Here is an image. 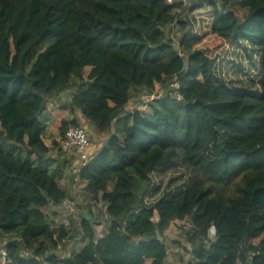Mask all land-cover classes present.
Returning <instances> with one entry per match:
<instances>
[{"label": "trees", "instance_id": "1", "mask_svg": "<svg viewBox=\"0 0 264 264\" xmlns=\"http://www.w3.org/2000/svg\"><path fill=\"white\" fill-rule=\"evenodd\" d=\"M233 45L258 82L220 75ZM156 85L149 113L129 108ZM65 113L108 135L84 165L45 144L48 120L61 141L83 129ZM178 163L190 178L153 203ZM71 167L90 205L59 225ZM173 221L186 262L169 261ZM0 248L8 264H264V0H0Z\"/></svg>", "mask_w": 264, "mask_h": 264}, {"label": "rangeland", "instance_id": "2", "mask_svg": "<svg viewBox=\"0 0 264 264\" xmlns=\"http://www.w3.org/2000/svg\"><path fill=\"white\" fill-rule=\"evenodd\" d=\"M186 5L189 4V0H183ZM234 10V8H232ZM236 11V9H235ZM240 16L244 15L243 11L238 12ZM175 35V33L173 34ZM242 46V45H241ZM250 52V49H247V51H244L243 48H241L238 45H233L230 47L226 53L222 54L219 58V62L217 64V69L220 75L226 80V82L231 86L240 87L243 84H247L248 82L254 80L255 82H258L259 80V69H258V62L249 60L248 54ZM252 53V52H250ZM258 59V58H256ZM86 73L89 72L87 69L85 71ZM162 90L160 85H156L155 90L152 94L147 93H141L139 94V97L136 101H132L129 105V108H138L139 110L149 113L150 109L148 108V103L150 100L155 99L156 97L161 96ZM69 102L68 96H63L60 103L58 105L65 106ZM137 105V107H134V105ZM52 112H46L42 118L43 119H49L51 117ZM63 118L67 120L68 122H74L76 119L79 120L81 125L83 126V129H86L90 138V158L93 157L104 145V143L108 140V135H102L98 136L92 127V125L88 122H86L81 115H70L68 113L63 114ZM56 118V116L54 117ZM59 119V118H57ZM92 134V138H91ZM45 144L49 147H51L54 142L60 143L61 138L60 135L54 127L53 124L50 123L48 120L45 124V137H44ZM77 164H79V160L76 161ZM186 167L182 165V163L176 164L171 170H168L165 173L157 174L155 175L154 183L155 186L159 185V191L154 194L151 197V200L153 203L157 202L165 192H172L177 190L179 187H182L185 183V180H188L190 178L189 173L186 174V176L183 175L184 170ZM74 167L70 168V172L67 175V177H64V179H60L58 181V185L63 189H69L71 191V200L64 202L59 209L56 210L57 216L53 218V221L56 224H65L69 225L72 218H78L80 214H82L87 207L90 205V201L86 199L85 193L83 192V188L85 187V183L78 182L76 184L70 185L68 180L66 178H70L71 174H73ZM69 171V170H68ZM105 209L104 205L99 204V207L93 208V212H96L99 214L100 218H103L100 211ZM45 213H48V209L43 210ZM104 212V211H103ZM155 220L157 221V215H155ZM181 226H185L184 229H188L189 225L173 221L171 226L166 232V245L168 247L169 252V261L176 262L178 261V258L182 257L185 262L188 259V251L189 246L186 245L185 239H184V232L185 230H182ZM98 230V238H101L104 234V228L103 226H99L97 228ZM184 231V232H183ZM72 250V244L67 245L66 250H63L64 253L66 252V255L68 252Z\"/></svg>", "mask_w": 264, "mask_h": 264}, {"label": "built area", "instance_id": "3", "mask_svg": "<svg viewBox=\"0 0 264 264\" xmlns=\"http://www.w3.org/2000/svg\"><path fill=\"white\" fill-rule=\"evenodd\" d=\"M167 2L172 4L173 0H167ZM178 100L182 101V98L179 96ZM60 144L62 150L65 152L75 150L79 156V162L81 164L84 165L88 162L90 158L91 144L85 130L73 128L68 129ZM0 264H8L5 248H0Z\"/></svg>", "mask_w": 264, "mask_h": 264}]
</instances>
